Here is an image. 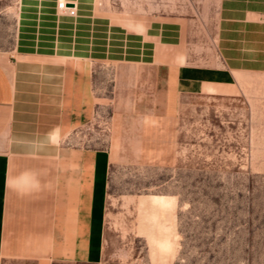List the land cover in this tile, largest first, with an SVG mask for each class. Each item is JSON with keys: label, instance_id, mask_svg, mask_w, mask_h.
Segmentation results:
<instances>
[{"label": "rangeland", "instance_id": "obj_1", "mask_svg": "<svg viewBox=\"0 0 264 264\" xmlns=\"http://www.w3.org/2000/svg\"><path fill=\"white\" fill-rule=\"evenodd\" d=\"M68 1L76 15H64L93 14L129 32L177 21L181 43L157 45L155 61L181 64L186 56L202 80L227 82L177 92L167 65L155 84L120 77L116 62H93L87 92L74 102L88 105V116L63 145L110 157L99 264H264V73L232 78L222 69L218 0ZM20 4L0 0V56L14 49ZM137 20L141 31L127 24Z\"/></svg>", "mask_w": 264, "mask_h": 264}, {"label": "crops", "instance_id": "obj_2", "mask_svg": "<svg viewBox=\"0 0 264 264\" xmlns=\"http://www.w3.org/2000/svg\"><path fill=\"white\" fill-rule=\"evenodd\" d=\"M55 3L21 0L14 49L0 56V262L6 264H99L110 157L63 145L88 116L89 106L74 102L87 92L94 61L116 62L120 77L144 75L155 84L167 65L177 92L227 83L202 80L186 56L181 64L155 61L157 45L181 43L177 21L129 32L93 14L72 19ZM214 45L232 78L264 73V0H218Z\"/></svg>", "mask_w": 264, "mask_h": 264}, {"label": "built area", "instance_id": "obj_3", "mask_svg": "<svg viewBox=\"0 0 264 264\" xmlns=\"http://www.w3.org/2000/svg\"><path fill=\"white\" fill-rule=\"evenodd\" d=\"M67 2H70L68 0H65L64 2L58 1L56 3V7L60 9L61 11H65V14L67 15H76V4L73 3V6H67Z\"/></svg>", "mask_w": 264, "mask_h": 264}, {"label": "bare ground", "instance_id": "obj_4", "mask_svg": "<svg viewBox=\"0 0 264 264\" xmlns=\"http://www.w3.org/2000/svg\"><path fill=\"white\" fill-rule=\"evenodd\" d=\"M119 19H121V17H118ZM127 24H130V26H135L136 30H143L145 28V25L143 24L142 21H127ZM133 28V27H132Z\"/></svg>", "mask_w": 264, "mask_h": 264}, {"label": "water", "instance_id": "obj_5", "mask_svg": "<svg viewBox=\"0 0 264 264\" xmlns=\"http://www.w3.org/2000/svg\"><path fill=\"white\" fill-rule=\"evenodd\" d=\"M67 6H73L72 2H67Z\"/></svg>", "mask_w": 264, "mask_h": 264}]
</instances>
